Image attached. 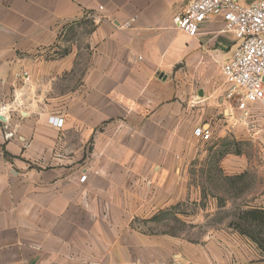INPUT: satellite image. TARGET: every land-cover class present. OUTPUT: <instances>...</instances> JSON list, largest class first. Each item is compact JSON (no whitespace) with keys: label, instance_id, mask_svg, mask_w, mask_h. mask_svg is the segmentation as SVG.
<instances>
[{"label":"crops","instance_id":"obj_1","mask_svg":"<svg viewBox=\"0 0 264 264\" xmlns=\"http://www.w3.org/2000/svg\"><path fill=\"white\" fill-rule=\"evenodd\" d=\"M186 2L0 0V264H264L208 223L227 206L199 183L206 148L246 131L225 118L234 38L219 17L178 31ZM217 165L229 184L252 167Z\"/></svg>","mask_w":264,"mask_h":264},{"label":"built area","instance_id":"obj_2","mask_svg":"<svg viewBox=\"0 0 264 264\" xmlns=\"http://www.w3.org/2000/svg\"><path fill=\"white\" fill-rule=\"evenodd\" d=\"M211 17L222 19L224 25L220 34H231L234 38L229 58L221 66L232 103V110L225 118L242 126L252 140L264 139V112L253 110L254 107L264 110V0L248 4L236 0H187L173 22L178 31L193 38ZM22 77L29 80L27 73ZM48 123L60 129L63 120L52 117ZM200 136L202 141H210V128L201 129ZM85 178L83 175L80 181Z\"/></svg>","mask_w":264,"mask_h":264},{"label":"rangeland","instance_id":"obj_3","mask_svg":"<svg viewBox=\"0 0 264 264\" xmlns=\"http://www.w3.org/2000/svg\"><path fill=\"white\" fill-rule=\"evenodd\" d=\"M253 110H263L258 109L257 107ZM237 129L240 130V126ZM240 130L235 138L231 139L234 142L229 147L230 151H233L236 157L242 160H247L251 162L252 167L248 173L239 175V179L231 183L224 182L220 178V174L217 170L218 165L210 164L209 172L204 178L199 179V183L213 196L214 201L217 204L223 203L226 204V209L215 211L209 217L208 223H234L240 225L242 228L245 227V221L243 212L251 210L250 207L260 206V192L261 186L263 184V179L260 177V170H264V159L261 139L258 138V141L252 140L248 137V134H243ZM212 144L206 149L209 153L213 155H218L219 150H222L220 147V142H211ZM204 182V183H203ZM250 193L252 196H250ZM168 227L172 230L185 231L184 226L177 224L176 222L169 219L167 221ZM168 227H165L169 229ZM216 227V226H215ZM164 229V227L162 228ZM262 232L256 233L257 230H254L253 226L250 227L249 234L257 240L253 244L258 248V246L264 247V227H262ZM190 231V230H189ZM248 234V235H249ZM259 240L261 241L259 245Z\"/></svg>","mask_w":264,"mask_h":264},{"label":"trees","instance_id":"obj_4","mask_svg":"<svg viewBox=\"0 0 264 264\" xmlns=\"http://www.w3.org/2000/svg\"><path fill=\"white\" fill-rule=\"evenodd\" d=\"M233 140H229V139H223L220 141V147L222 148V150H219L218 155H213V159L210 161V164H214L217 165L218 161L221 160L224 156L229 155V154H236L233 151H230L229 147L231 146V144L233 143ZM218 170V168H217ZM240 177H236L234 179L230 180L231 181H235L237 179H239ZM243 216H244V221H245V227H241L238 224H230V227L237 231L239 234L246 236L247 238H249L251 241L256 242L257 240L252 236V234H249V230L250 227L253 226L254 230H257L256 233H260L262 232V227H264V210H259V209H251L249 211H245L243 212ZM249 234V235H248ZM261 241L259 240V245H260ZM258 249L264 254V247L263 246H258Z\"/></svg>","mask_w":264,"mask_h":264}]
</instances>
